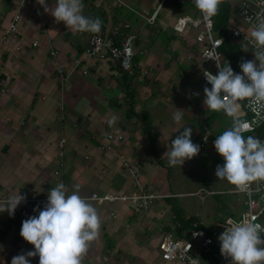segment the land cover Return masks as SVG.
<instances>
[{"label": "crops", "instance_id": "0c3cea01", "mask_svg": "<svg viewBox=\"0 0 264 264\" xmlns=\"http://www.w3.org/2000/svg\"><path fill=\"white\" fill-rule=\"evenodd\" d=\"M47 3L55 7L56 0ZM83 4L84 15L102 21L100 34L126 22L120 20L119 5L113 0H83ZM225 4L230 7L228 0ZM15 12L19 13V35L6 36L0 43V74L5 79V90L0 91V199L6 201L18 191L30 199L60 182L69 194L79 185L81 197L92 192H133L136 188L122 164V160L128 161L141 187L157 197L139 210L130 202L89 200L97 209L101 229L82 264H184L162 259L157 244L168 229L187 236L189 229L183 228V221L188 218L206 231L198 216L169 211L166 206L174 196L196 193H172L168 184L172 168L165 161L167 151L185 127L192 128L191 140L197 144L205 126L208 140L197 159L216 155L219 160L214 141L221 134L214 132L216 121H208L204 89L197 78L202 67L211 68V62L199 61L200 45L194 35L200 27L187 25L181 33L174 32L171 24L178 15L166 27L147 30L142 24L131 30L135 65L125 75L109 58L86 59L72 69L73 60L94 33L56 23L36 0H0V38ZM229 21L228 15L225 27L236 47L237 40L228 33ZM213 34L218 36L216 31ZM232 45L221 49V43L218 50L234 73L242 74L238 70L241 60H253L254 54L249 49H232ZM228 51L235 55L234 60L227 57ZM59 69L63 71L59 73ZM177 109L182 110L179 123L173 119ZM244 115L240 108L239 118ZM108 133L120 134L121 139H107ZM60 138L64 139V152L59 157ZM207 193L214 194L212 190ZM37 206L43 210L44 205L24 202L14 217L0 213V264H11L14 256L34 250L20 231L24 220L38 215L33 211ZM173 212L176 226L164 218ZM29 259L30 264H39L38 256ZM200 259L206 262L207 257L201 255Z\"/></svg>", "mask_w": 264, "mask_h": 264}, {"label": "clouds", "instance_id": "9594fccd", "mask_svg": "<svg viewBox=\"0 0 264 264\" xmlns=\"http://www.w3.org/2000/svg\"><path fill=\"white\" fill-rule=\"evenodd\" d=\"M36 2L45 13H51L56 23L63 22L67 28L81 33L101 30L99 17L83 14V0H56L55 7L51 8L47 0ZM223 2L194 0L205 21L218 14ZM254 15L255 22L253 16L245 14L253 26L249 45L254 59L241 60L242 74L234 73L228 61L219 62L216 46L204 55L216 62L218 74L203 72L206 82L212 86L204 88L203 104L211 111H222L232 118L231 126L214 141L216 152L224 158V164L217 166L215 175L235 186L238 192H249L253 182L264 184V141L251 135L245 137L243 133L252 129L238 116L241 102L248 100V107L257 119L264 120V9ZM181 113L180 109L174 113L175 122L181 121ZM191 136L192 128L188 126L172 141L171 150L167 151L170 167H181L186 160L199 154L200 147L192 142ZM74 187L69 194L66 185L58 183L47 194L43 210L37 206L33 211L38 215L22 222L20 236L33 245L34 250L14 256L11 264H30L29 258L37 256L39 264H82L90 243L99 237L101 221L93 204L79 195V185ZM26 199V195L18 191L0 203V213L7 212L14 217L15 210ZM218 240L221 255L230 258V264H264V226L261 224L246 219L230 220Z\"/></svg>", "mask_w": 264, "mask_h": 264}, {"label": "built area", "instance_id": "2783aa9c", "mask_svg": "<svg viewBox=\"0 0 264 264\" xmlns=\"http://www.w3.org/2000/svg\"><path fill=\"white\" fill-rule=\"evenodd\" d=\"M22 1V0H21ZM190 4L197 12L196 17H190L188 15H181L177 17L171 24V29L176 33H181L184 31L187 25L194 28L200 29L194 35V41L196 44L200 45L199 50V61L200 63L211 62V68L202 67L197 75L199 80V85L202 89L208 87L211 89V84L206 82L203 72L209 71L213 75L218 74V69L216 67V62L204 58L206 52L211 51L214 46L218 54V59L221 57V53L218 50V46L221 44V38L214 35L212 26V17L210 21H205L203 19L202 13L196 8L194 0H158L156 7L153 9L152 13L148 16L140 15L145 22L152 24L156 18L158 9L164 4ZM122 3L118 0L117 5ZM264 9V0H238L236 12L241 18L242 22L245 24V29L240 30L236 27L231 26L228 29V33L237 40L239 49H249L252 52V48L249 45L251 40V31L253 30L252 23H250L245 14L248 16H253V22H255V13ZM34 11L38 12V7H34ZM19 19V13L15 12L5 30L0 38V43L4 41V37L12 36L17 38L19 35L17 21ZM237 32L239 34H237ZM133 34L129 31V24L127 22L121 23L119 25H112L106 33H94L88 37L86 47L79 57L73 60L72 69L77 68L86 59H97L104 60L109 58L111 60L118 61V64L122 70L126 73L131 74L133 70L132 56L134 54L133 50ZM36 42L33 41L32 45ZM247 46V48H246ZM253 53V52H252ZM63 70L59 69L58 72L61 73ZM86 73V71H82ZM5 79L0 74V91L4 89ZM248 100H244L241 105V114L247 113L248 118H243L241 120L249 123L251 131H245L244 133L251 132L255 133L257 125L263 124L264 120H258L256 115L248 107ZM232 120V118H231ZM107 139L115 138L117 140L121 139L120 134L106 135ZM260 140L264 141V137H258ZM208 140V129L203 126L200 139L197 143L200 147L203 146ZM64 139L60 138L57 142L58 156L60 157L63 152ZM86 158V157H85ZM220 164H224V158L218 154ZM122 164L128 171V174L132 180V186L136 188L133 192H125L120 194H97L92 192L88 197H84L88 200H93L97 203L108 202L112 203L114 201L130 202L136 210L147 207L151 201L157 197V194L150 192L143 187H141L138 174L128 161L122 160ZM259 189V190H258ZM229 194H240L241 201L238 204L243 206V209L239 212V216L234 218L233 216H226L220 223L221 228L215 234L214 237L208 235L206 231L199 227L196 222H191L190 229L187 232V236L175 235L170 229L165 230L158 241L157 248L162 259L168 261H179L184 264H230V258H225L220 252V242L218 240L219 235L225 230L228 221H241L249 220L254 223H259L264 226V184L261 182H253L249 192H238L235 186L232 185L231 188L225 190ZM49 192L45 191L37 197L26 199L25 202H33L40 206L47 203V194ZM159 197V195H158ZM239 199V198H236ZM5 201L4 199H0ZM24 203V202H22ZM21 203V204H22ZM173 219V215L171 216ZM174 219L173 225L176 226ZM219 225V224H218ZM201 255L207 257L206 262L201 261Z\"/></svg>", "mask_w": 264, "mask_h": 264}, {"label": "rangeland", "instance_id": "374dc122", "mask_svg": "<svg viewBox=\"0 0 264 264\" xmlns=\"http://www.w3.org/2000/svg\"><path fill=\"white\" fill-rule=\"evenodd\" d=\"M113 1L117 5L118 0ZM119 1L122 3L120 6H118L120 8L118 9L119 18L120 20H126V22L129 24L130 32L131 30L138 29L142 24H144V28L147 30H153L156 25L161 28L166 27L178 15L188 14L193 18L197 16L196 10L188 3L172 4L171 6L164 4L158 9V12L156 14V22L154 24L152 23V25H148L144 22L145 19H143L140 15L146 16L150 12H152V9H154L158 0ZM237 1L238 0H228L230 5L228 12L230 20L229 24L230 26L236 27L240 30H244L245 24L242 22L241 18L237 15L236 12ZM190 9H192L195 14L192 15ZM155 37L158 38V35H155ZM219 62L221 64L224 63L223 57L219 58ZM238 70L241 72L239 66ZM242 103L243 101L241 102V105ZM205 113L209 115L208 121L210 124L213 120L216 121V127L214 128L215 133L222 134L231 126L230 117L227 116L224 112H214L206 108ZM248 117V114L245 113V115L241 116L240 119ZM194 123L198 125L196 119ZM243 135L245 137L251 135L257 138H263L264 125H257L255 133L247 132L243 133ZM192 142L194 143L193 140ZM200 152L203 153V150L200 149ZM165 161L168 163V156L165 158ZM218 165L220 164L216 155L210 157L201 156V160L197 159L196 155L191 160H186L181 167H171L172 176L168 178V184L172 193H187L189 191H193L196 193L194 195L185 194L179 197L174 196L170 198L169 205H166L167 210L169 209V211H178L185 215L198 216L201 219V223L205 226L206 233L212 237H214L221 228L220 223L223 221V218H225L226 216H233L234 218H237L239 216V212L243 209V206L241 204H238L239 201H241L240 194L219 193V191L225 192V190L231 188L232 185L228 181L218 179L216 177L215 170ZM210 190L214 192L213 195L207 193V191ZM166 215L164 216V218L167 219V221L170 218V225L173 226L174 221L171 219L172 215L170 214V217ZM209 219L212 221H217L218 223L211 224L210 222H208Z\"/></svg>", "mask_w": 264, "mask_h": 264}, {"label": "trees", "instance_id": "16d2710c", "mask_svg": "<svg viewBox=\"0 0 264 264\" xmlns=\"http://www.w3.org/2000/svg\"><path fill=\"white\" fill-rule=\"evenodd\" d=\"M224 3V4H223ZM220 7H219V11H218V14L216 16H213L212 17V26H213V31H216L217 32V35L219 37H221V40H223V43H222V46H221V49L224 45H232L230 43V38H229V35L227 34V29L225 27V23H226V20L228 18V9H229V6L227 4H225V0L223 2ZM231 47H233L232 49H237L238 48V45H232ZM228 58H230L231 60H234L235 59V55L233 53H231V51H228ZM134 57V54L132 56V64L135 65V61L133 59ZM111 60V59H110ZM112 61H115V60H112ZM115 64L117 65L118 69H120V71L123 73V74H128L126 73L124 70H122L118 64V61H115ZM202 132V130H201ZM204 146V145H203ZM203 146H199L200 148H202ZM220 161V160H219ZM174 213V214H173ZM171 215H173V221H174V218H175V212H173ZM192 220L193 217H192ZM184 222V225H183V228L185 229H190V224L188 225V223L191 222V218H188L186 219ZM188 222V223H187Z\"/></svg>", "mask_w": 264, "mask_h": 264}]
</instances>
